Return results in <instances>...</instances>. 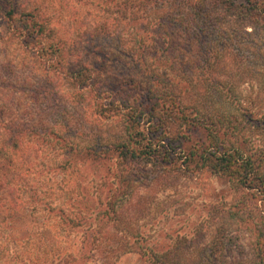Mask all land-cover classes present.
Segmentation results:
<instances>
[{"label":"rangeland","instance_id":"rangeland-1","mask_svg":"<svg viewBox=\"0 0 264 264\" xmlns=\"http://www.w3.org/2000/svg\"><path fill=\"white\" fill-rule=\"evenodd\" d=\"M17 1L20 9L37 8L51 20L55 38L64 39L73 64L88 60L98 64L95 78L102 90L130 78L147 82L152 74H177L171 62L181 68L176 63L183 54L179 47L174 55L152 62L153 73L136 61L141 38L149 46L162 18L170 19L166 0ZM7 21L0 18V143L13 125L53 134L44 135L43 142L23 139L16 156L18 175L11 176L7 187L0 190V264H145L137 254L118 259L122 251L115 249L121 241L133 250L141 244L159 249L177 246L183 262L264 264V193L236 191L231 182L209 172L185 176L174 165L168 172L155 163L132 167L125 173L128 187L112 191L120 195L118 226L102 222L93 208L106 192V169L82 160L80 154L99 150L117 138L118 123L96 119L87 94L78 95L62 75L47 70L34 51L10 40ZM234 35V49L241 50L250 62L230 59L224 73L235 85L236 102L245 114L261 119L264 30L249 28ZM151 51V57L163 58L162 52ZM48 75L57 84L58 108L39 96V84ZM243 122L246 128L240 138L248 145L245 154L259 157L257 169L264 175V124ZM168 129L177 132V126ZM61 137L64 143L58 140ZM8 150L12 152L9 146ZM17 181L28 186L27 192H17ZM92 228L101 231L96 234V246L87 237ZM220 237L226 241L218 249Z\"/></svg>","mask_w":264,"mask_h":264},{"label":"trees","instance_id":"trees-1","mask_svg":"<svg viewBox=\"0 0 264 264\" xmlns=\"http://www.w3.org/2000/svg\"><path fill=\"white\" fill-rule=\"evenodd\" d=\"M19 5L15 0H0V18L4 16L8 20L9 39L18 40L25 49L34 51L46 69L62 75L78 95L87 94L96 119L115 120L120 128L117 138L109 139L99 150L91 148L85 156L80 154L82 160L106 169V192L93 208L102 222L118 226L120 195L112 191L115 187L121 192L125 190L128 187L125 173L142 164L155 163L165 171L174 165L176 172L185 176L205 171L228 180L236 191L258 189L264 193V175L257 169L259 157L245 154L248 145L240 138L242 128H246L243 121L264 124V113L261 119L249 118L243 106L236 102L235 85L224 73L230 59L239 63L249 61L241 50L234 49L233 37L234 33L249 28L264 30V0H166L170 19H162L168 24L159 22L149 46L141 38L136 61L153 73L152 62L174 55L179 47L183 54L176 63L181 68L176 69L175 62H171L177 74L164 73L161 77L152 74L147 82L130 78L110 90H102L96 80V71L100 70L95 61L73 64L64 39L56 40V32L46 15L37 8L22 10ZM151 50L162 52L163 58L158 59L156 54L151 57ZM192 52L195 56L190 58ZM54 80L49 75L44 78L39 84V96L50 107L58 108ZM169 125L177 126V132L169 131ZM37 130L13 125L7 139L0 143V190L7 187L5 182L11 176L16 172L18 175L20 164L16 156L20 154L23 139L43 142L44 135L53 134L47 129ZM58 140L65 142L63 137ZM27 188L17 181V192H27ZM90 230L88 241L96 246L94 240L101 231ZM224 241V237L216 240L218 249L224 248ZM115 250L122 251L118 259L137 254L145 264H209L181 261L177 246L159 249L141 244L138 250H133L132 245L121 241Z\"/></svg>","mask_w":264,"mask_h":264}]
</instances>
